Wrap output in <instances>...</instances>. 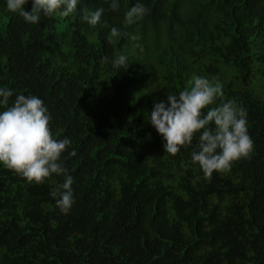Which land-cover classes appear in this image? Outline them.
I'll list each match as a JSON object with an SVG mask.
<instances>
[{
	"label": "trees",
	"instance_id": "16d2710c",
	"mask_svg": "<svg viewBox=\"0 0 264 264\" xmlns=\"http://www.w3.org/2000/svg\"><path fill=\"white\" fill-rule=\"evenodd\" d=\"M6 2L0 88L13 91L9 107L19 94L40 98L53 138L71 141L58 162L74 203L65 214L50 195L65 174L36 184L0 164V264H264V95L251 90L264 81V0H140L150 11L130 24L137 0L115 11L78 0L68 18L37 24ZM100 7V23L81 20ZM119 55L127 70L113 67ZM195 77L218 80L246 110L253 141L211 180L192 160L199 133L173 156L148 119Z\"/></svg>",
	"mask_w": 264,
	"mask_h": 264
},
{
	"label": "clouds",
	"instance_id": "9594fccd",
	"mask_svg": "<svg viewBox=\"0 0 264 264\" xmlns=\"http://www.w3.org/2000/svg\"><path fill=\"white\" fill-rule=\"evenodd\" d=\"M115 11L120 7L119 0H104ZM29 0H7L6 7L11 13L21 16L29 24H37L41 14L46 17L58 15L68 18L77 10L78 0H32L30 11L25 10ZM105 9L87 10L82 21L95 26L101 22ZM149 8L137 0L126 13L125 23L130 24L135 17L146 15ZM122 35L113 27L108 42L115 44ZM106 59V58H105ZM126 56L119 55L113 67L127 70ZM184 88L178 95L168 94L167 103L155 102L149 120L162 136L165 151L175 156L183 147L192 144L194 135L199 133V151H193L192 160L198 163L204 177L211 180L214 172L231 171L233 162L249 157L253 141L248 135L246 110L231 100L223 99L222 84L217 80L210 82L203 77H195L194 83ZM13 91L0 88V164L26 178L28 182L43 184L52 174H67L58 161L71 141L68 138H53L49 128L50 115L43 101L35 95H16L9 107ZM220 103L216 107L210 105ZM206 110V111H205ZM70 155H75L73 150ZM73 179L66 175L65 181L58 185L50 195L56 198V205L67 214L73 206Z\"/></svg>",
	"mask_w": 264,
	"mask_h": 264
},
{
	"label": "rangeland",
	"instance_id": "374dc122",
	"mask_svg": "<svg viewBox=\"0 0 264 264\" xmlns=\"http://www.w3.org/2000/svg\"><path fill=\"white\" fill-rule=\"evenodd\" d=\"M251 90L255 93L264 95V81L261 79L259 81L251 83Z\"/></svg>",
	"mask_w": 264,
	"mask_h": 264
}]
</instances>
